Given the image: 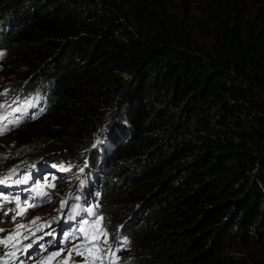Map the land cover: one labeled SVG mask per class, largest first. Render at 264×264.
<instances>
[{
  "label": "trees",
  "instance_id": "16d2710c",
  "mask_svg": "<svg viewBox=\"0 0 264 264\" xmlns=\"http://www.w3.org/2000/svg\"><path fill=\"white\" fill-rule=\"evenodd\" d=\"M1 61L10 163L86 167L105 261L264 264V0H0Z\"/></svg>",
  "mask_w": 264,
  "mask_h": 264
},
{
  "label": "rangeland",
  "instance_id": "374dc122",
  "mask_svg": "<svg viewBox=\"0 0 264 264\" xmlns=\"http://www.w3.org/2000/svg\"><path fill=\"white\" fill-rule=\"evenodd\" d=\"M3 70V62H0V72ZM3 76L0 75V100L2 97L8 94V90L6 86L4 85ZM5 90H7L5 94ZM42 128H36V133H38ZM14 131V130H13ZM11 131L10 135L12 138H0V168H3L10 164V156L13 152V148L20 144V142H24V139H21L24 136H27L28 134H19L14 135V132ZM52 178V177H51ZM55 195H58V191H53ZM42 210V209H39ZM39 210H31L28 212L27 216L24 218L18 220H13L12 216H7L3 220L0 219V229H4L5 231L0 232V241H5L6 238L9 236V234H12V239L6 240V243H0V264H62L63 261H67V264H106L100 263L104 259L105 252L102 250L100 246V242H105L104 235L100 234L97 237L92 238L95 240L93 243H91V246L88 249H82V250H74L71 251V256L69 257V251L72 250L74 247L68 246L65 247L57 257H54L52 261L50 262H43V257L45 256V253L39 250L38 244L36 245V242L34 240H23L21 238L22 235L27 234V232H32L31 224L33 223V220L40 216ZM40 220V219H39ZM39 220H36L35 223H37ZM35 223H33L35 225ZM23 225L24 227H20ZM19 228L21 231L19 234H16V229ZM106 242L107 235H106ZM31 245V247H28ZM73 245V244H70ZM46 247H49V245H46ZM51 247V246H50ZM23 248V250H26L30 248V251L27 255L29 256L30 253H33V256L31 259L27 260L26 256L18 257L19 250ZM57 247H53L50 249L51 251L56 250ZM82 252L83 255H78L77 252ZM12 253L13 255L5 257V253ZM26 255V252H25ZM110 263L108 264H118V255L111 253L110 256ZM61 260L60 262H58Z\"/></svg>",
  "mask_w": 264,
  "mask_h": 264
},
{
  "label": "snow or ice",
  "instance_id": "6c2138e0",
  "mask_svg": "<svg viewBox=\"0 0 264 264\" xmlns=\"http://www.w3.org/2000/svg\"><path fill=\"white\" fill-rule=\"evenodd\" d=\"M7 90H5V94H6ZM31 106V105H29ZM0 108H5V109H10L13 113H16V112H23V107H17L15 109H12L11 105L10 104H4V105H0ZM31 118V117H30ZM0 119H6V118H3V117H0ZM21 122L20 118L19 117H15L13 119H9L7 123H0V135H4L6 134L7 132H10L11 131V128L12 126H17L19 123ZM53 167H55V165H53ZM61 171H68L70 169H64V168H61L60 169ZM10 171H14V170H10ZM52 179L55 180V175L53 174L52 176ZM3 181H0V183H2ZM52 187H55V185H51ZM35 191V190H34ZM41 199L43 200L44 198H50V194L48 192H40V191H36V196L34 197V199ZM64 203L65 202H62V205L61 207L63 208L64 207ZM38 206L37 204H31L29 205L30 208H34ZM24 209H21L20 211H18L17 215H24ZM87 213L92 215L94 218H95V221L96 222H99L100 220H102L103 218L102 217H98L96 216V213L94 211V209L92 207H89L87 209ZM5 215H7V213H4ZM39 219H42L41 217H37L33 220V223H35L36 220H39ZM13 220H15V217H13ZM21 228L24 227L23 225L20 226ZM122 227V226H121ZM2 231H5L4 229H0V232ZM16 233H19V228H17L16 230ZM82 231V229H81ZM47 234V233H46ZM100 234L104 235L105 237V242H106V233L103 231V229H100ZM27 238V237H25ZM12 239V234L10 233L9 236L6 238V240H10ZM38 239H42V238H38ZM85 240L88 239V237L85 235L84 237ZM6 240L5 241H0V243H6ZM123 243H126V240L123 241ZM89 247L91 246L90 244L88 245ZM120 246V245H118ZM28 247H31V245H29ZM82 247H85V245H77V246H74V248L72 250L69 251V257L71 256V251H74L76 250L77 248H82ZM78 255H83L82 252H77ZM13 255L12 253H5V257L7 256H11ZM19 264V262H18ZM62 264H67V261H63Z\"/></svg>",
  "mask_w": 264,
  "mask_h": 264
},
{
  "label": "clouds",
  "instance_id": "9594fccd",
  "mask_svg": "<svg viewBox=\"0 0 264 264\" xmlns=\"http://www.w3.org/2000/svg\"><path fill=\"white\" fill-rule=\"evenodd\" d=\"M24 84L25 82H23L22 88H24ZM17 127L18 126H16L15 128ZM43 157L44 156L41 157L42 161H43ZM47 164L51 166L55 165V171H51L52 175L54 174L55 179H60L61 182H63V185L59 187H61L65 192L79 194V195L81 194V195L90 197L89 192L93 189V185L90 184L88 187H86L87 184L82 179V177L86 174V167H82L79 171H74L67 164H64V163H54V164L47 163ZM61 168L70 169V170L61 171L60 170ZM75 173H79L80 177L78 179L71 177ZM93 178L96 180V179H99V176L96 173H94Z\"/></svg>",
  "mask_w": 264,
  "mask_h": 264
}]
</instances>
